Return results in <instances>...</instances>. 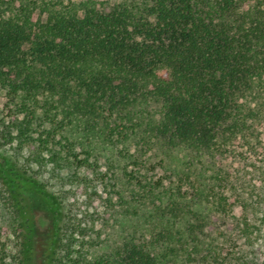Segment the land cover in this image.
Returning a JSON list of instances; mask_svg holds the SVG:
<instances>
[{
    "label": "trees",
    "instance_id": "1",
    "mask_svg": "<svg viewBox=\"0 0 264 264\" xmlns=\"http://www.w3.org/2000/svg\"><path fill=\"white\" fill-rule=\"evenodd\" d=\"M0 90L1 138L25 154L0 153L19 230L12 246L0 230V264H24L35 210L55 238L45 264H78L37 176L72 168L111 210L81 264H264V194L240 178L264 150V0H0Z\"/></svg>",
    "mask_w": 264,
    "mask_h": 264
},
{
    "label": "rangeland",
    "instance_id": "2",
    "mask_svg": "<svg viewBox=\"0 0 264 264\" xmlns=\"http://www.w3.org/2000/svg\"><path fill=\"white\" fill-rule=\"evenodd\" d=\"M71 1L78 2L79 0ZM93 1L100 9L108 10L118 0ZM36 13L38 14V11ZM9 115L4 92L0 90V153L5 156H11L20 163L24 160V152H17L14 147V142L8 143L5 139L1 138L5 131L3 125L11 121ZM260 132L264 141V122L260 125ZM263 152L264 150L250 159L251 167H249V171L252 170V172L244 171L245 173L243 172L240 177L244 181L243 186L247 193H251V199L254 201L260 199L259 195L261 193L264 194V173L260 171V168L264 170ZM33 168L36 169L35 166ZM233 169L235 168L233 167ZM48 171L47 169L37 171L38 179L45 186L44 189L39 187L43 192L41 196L43 198H46V196H56L51 210H59V213L66 217V226L64 227V233L62 235L63 243L65 246H70L69 256L72 260L75 263L77 261L78 264H81V245L84 236H90L94 239L98 235L102 237L108 232L113 233L110 228L108 229L111 210L106 201L107 195L103 191L99 181L95 178L94 172L89 169L84 171L78 169L76 173H74L73 168L63 169L57 175H52ZM23 183L27 188H33L37 191L38 187L34 184L26 182L25 180H23ZM241 211L240 207L235 209V213H240ZM263 213L264 202L257 217H261ZM32 216L37 221L38 231L37 234L31 236V240L26 244L24 264H45L51 247L50 243L51 241L55 242L54 234L48 229L50 219L39 210L33 211ZM43 221H45L44 224ZM13 225L9 214L0 204V230L3 233L1 242H5L11 246L16 243V240L12 238L19 231L15 232ZM51 233L52 237H50ZM260 241L259 247L264 251V239L262 238Z\"/></svg>",
    "mask_w": 264,
    "mask_h": 264
}]
</instances>
